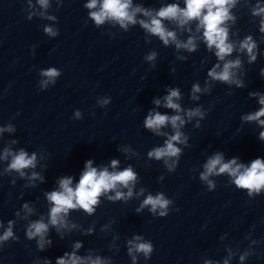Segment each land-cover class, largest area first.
Listing matches in <instances>:
<instances>
[{"label": "clouds", "instance_id": "obj_1", "mask_svg": "<svg viewBox=\"0 0 264 264\" xmlns=\"http://www.w3.org/2000/svg\"><path fill=\"white\" fill-rule=\"evenodd\" d=\"M46 0H40L41 4H44ZM129 2L130 0H103L100 6L99 12H91L90 15L96 24H102L106 18H112L125 26L124 22L135 23L132 14H129ZM186 7L180 9L178 5H169L166 8H162L157 16L159 18H153L150 23H145L141 21V25L150 31L151 33L158 35L160 39L168 44L169 39L174 40L175 35L173 32L166 31L162 25V19H174L178 20L180 24L186 23L188 20L198 19L200 21V26L203 27V36L207 42V46L211 49L213 46L217 49L216 56L223 60L226 55H229L233 51V46L227 43V30L221 27L223 22L229 19L228 6L234 3V0H185ZM97 6V0H91V3L87 5L89 9L95 8ZM264 12V9H259L254 14H260ZM147 14V13H145ZM262 31H264V22H262ZM46 31L51 33V29H46ZM251 37L245 40L241 44V48H246L249 54L252 53L254 44L251 42ZM177 47L181 45L177 44ZM185 48L192 50L194 48L193 42L190 39L187 44L183 45ZM149 59H152L150 56ZM255 59V56H252ZM239 65V61L228 62L224 64L222 72H216L215 68L212 69L208 74L214 79L229 82L231 79L230 69ZM216 67H219L217 65ZM59 73L55 69H49L42 73V75L48 77L49 79L54 78ZM200 89L198 86H194L193 91L198 92ZM179 93L176 90L170 91V94L165 97V106L176 111L180 110L178 104L174 103L173 98H178ZM159 104V101H156ZM261 105H264V97L259 100ZM199 114L198 110L196 112H189V117ZM78 115V114H77ZM260 117H264V107L252 115H248L245 119L248 121H258L261 125H264V120ZM183 124L184 121L180 116L169 117L167 115H161L160 113L150 114L146 121L145 126L148 129L157 131L161 126L170 122L174 128H176L177 122ZM181 134L177 132L174 136H171L166 141V146L162 148H157L149 153V156L154 157L159 160L164 157L176 156L179 149L173 144V141H180ZM260 138L264 140V132L260 133ZM35 155L31 158L27 157L24 151H21L16 155L10 165V168L21 170L29 166H34ZM118 161H112V167L115 168ZM218 169V171H217ZM243 169V170H241ZM228 173L234 178V183L238 188L247 189L249 194L253 191L259 192L264 188V160L255 159L251 162L249 167H244L242 164H238L237 160L234 158L229 162H223V157L217 154L210 158L205 165V172L201 175V179L207 180L209 175L212 174H222ZM136 179V174L131 168H127L120 172H109L107 169L98 171L97 168L92 167V161H87L85 164V170L82 173L78 184L75 188L72 185V178L65 177L60 180L58 191H52L47 194V199L53 205L50 210V223L52 225H57L58 223H63V216L67 215L69 209H76L77 207L84 209L86 212L91 213L93 211V205L98 203V197L109 190H113L117 185H123L128 187L130 182H134ZM209 186L212 187L211 181H209ZM122 193L117 192L116 198H121ZM129 197L132 195L131 189L127 194ZM111 199V198H110ZM169 201L164 199L162 195H157L153 197L149 195L144 201V206H151L153 212L157 208L166 209ZM26 207V206H25ZM160 215H166V212L161 211ZM48 230V225L43 222H35L31 225L29 229V237L43 236ZM12 233L9 230L5 233L2 239H7ZM139 239V238H137ZM79 247V245H77ZM137 251H141L147 255L151 252V245L148 243H140L136 245ZM56 264H81L78 257L74 254L69 260L64 258H59ZM93 264H100V262L94 261Z\"/></svg>", "mask_w": 264, "mask_h": 264}]
</instances>
